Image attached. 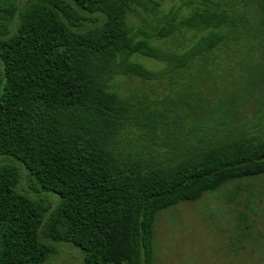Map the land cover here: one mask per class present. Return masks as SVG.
Masks as SVG:
<instances>
[{"label":"trees","instance_id":"1","mask_svg":"<svg viewBox=\"0 0 264 264\" xmlns=\"http://www.w3.org/2000/svg\"><path fill=\"white\" fill-rule=\"evenodd\" d=\"M247 1L264 25V0ZM179 2L164 15L153 0L0 2V264H44L51 243L78 248L82 264H155L158 213L264 175V138L235 108L181 93L220 48H254L253 13ZM143 83L177 98L158 105Z\"/></svg>","mask_w":264,"mask_h":264},{"label":"rangeland","instance_id":"2","mask_svg":"<svg viewBox=\"0 0 264 264\" xmlns=\"http://www.w3.org/2000/svg\"><path fill=\"white\" fill-rule=\"evenodd\" d=\"M8 0H0V2ZM29 0H13L20 10ZM160 3V15L180 5L179 0H153ZM241 11L252 12L260 29L254 48L242 42L234 50L216 51L218 67L209 68L206 78H195V85L183 87L184 101H210L218 105L222 100L235 108L236 122L253 135L264 138V86L255 78L264 74V25L257 3L233 0ZM141 10V9H140ZM142 11V10H141ZM17 19L15 18L14 24ZM14 26L11 33L14 32ZM252 34H258L253 33ZM254 40H252L253 42ZM171 46V44H168ZM150 69H159L156 62L140 60ZM137 83H140L137 81ZM134 85V84H133ZM152 100L164 103L175 100L171 88L156 83L139 85ZM182 93V94H183ZM23 179L20 189L30 197L37 195ZM56 206L58 197L43 194ZM248 226V227H246ZM57 254L44 264H82V252L65 243H51ZM155 264H264V175L245 179L206 193L196 202L182 203L158 213L154 232Z\"/></svg>","mask_w":264,"mask_h":264}]
</instances>
